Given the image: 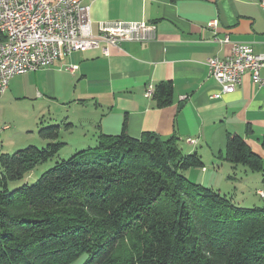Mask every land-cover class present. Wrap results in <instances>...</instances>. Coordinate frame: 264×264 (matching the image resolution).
<instances>
[{"label":"trees","instance_id":"trees-1","mask_svg":"<svg viewBox=\"0 0 264 264\" xmlns=\"http://www.w3.org/2000/svg\"><path fill=\"white\" fill-rule=\"evenodd\" d=\"M154 98L172 104L173 83L160 82ZM60 129H39L42 149L0 154V264H70L83 254L84 264H264V207L190 180L205 163L176 135L136 138L124 124L15 186L58 155ZM222 157L261 172L264 184V160L243 136L229 133Z\"/></svg>","mask_w":264,"mask_h":264},{"label":"crops","instance_id":"crops-1","mask_svg":"<svg viewBox=\"0 0 264 264\" xmlns=\"http://www.w3.org/2000/svg\"><path fill=\"white\" fill-rule=\"evenodd\" d=\"M84 3L90 7L95 33L101 21H148L155 24L157 36L148 42L110 46L108 53L102 47L77 51L50 67L28 72L42 73L43 84L38 82L36 86H43L48 95L62 97L73 89L71 98L63 101L78 111L66 117L67 123H72L70 129L76 124L82 128L84 137L77 150L96 145L100 133H121L126 124L128 133L136 138L147 131L164 138L176 135L185 153L200 154L205 163L203 176L208 181L223 177L222 169L229 161L222 154L229 133L243 136L264 160V86L256 85L246 73L236 91L213 98L221 86L208 66L209 58H225L231 53V43L220 44L215 37L228 36L232 41L249 43L256 53H264V9L257 1ZM214 19L218 26L208 27ZM71 65L77 68L71 70ZM162 81L173 83L174 98L172 104L160 107L154 95L147 97L145 91L149 84L157 86ZM10 129L9 125L0 132V154L14 149L2 139ZM207 165H213L214 170ZM225 172L230 178L232 170Z\"/></svg>","mask_w":264,"mask_h":264},{"label":"built area","instance_id":"built-area-1","mask_svg":"<svg viewBox=\"0 0 264 264\" xmlns=\"http://www.w3.org/2000/svg\"><path fill=\"white\" fill-rule=\"evenodd\" d=\"M255 1L264 9V0ZM218 23L214 19L208 27ZM156 36L155 24L148 21H101L95 33L90 7L84 0H0V93L7 91L14 76L50 67L63 56L101 47L108 53L110 46L148 42ZM214 41L232 46L227 57L208 59L209 71L221 86L213 98L236 91L246 73L256 85L264 86V53H256L249 43L232 41L228 36L215 37ZM155 90L156 86L149 84L145 96L152 97ZM260 194L264 196V192Z\"/></svg>","mask_w":264,"mask_h":264},{"label":"rangeland","instance_id":"rangeland-1","mask_svg":"<svg viewBox=\"0 0 264 264\" xmlns=\"http://www.w3.org/2000/svg\"><path fill=\"white\" fill-rule=\"evenodd\" d=\"M41 75V72L16 75L10 80L11 87L0 93V128L6 124L11 126L10 130H5L2 139L6 145L13 146L12 152L29 146L42 149L47 143L43 144L46 140L40 137L39 129L50 125H60L58 141L64 142L65 146L58 155L39 165L24 180L15 183V186L35 183L45 171L57 162L69 159L75 154L84 137L80 124H76V128H66L67 114L78 112L75 111V108H69L68 104L66 106L63 101L66 100L65 98H71L73 89L62 97L48 95L43 86H40L41 88L36 86L38 82L43 84ZM17 132L24 134L16 135ZM225 163V168L222 169L223 177H219L218 180L208 181L205 179L202 168H192L193 172H186V175L193 182L202 183L207 187H212L207 185L212 184L213 188L240 206L264 207V196L260 192L258 193V190H264L263 174L252 172L243 165L233 168L230 162ZM207 168L214 170L213 165H207ZM230 170L233 175L231 178L225 172ZM87 258L88 254H83L70 264H84Z\"/></svg>","mask_w":264,"mask_h":264}]
</instances>
